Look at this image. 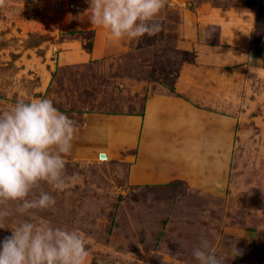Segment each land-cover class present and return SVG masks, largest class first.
Returning <instances> with one entry per match:
<instances>
[{
  "label": "rangeland",
  "instance_id": "374dc122",
  "mask_svg": "<svg viewBox=\"0 0 264 264\" xmlns=\"http://www.w3.org/2000/svg\"><path fill=\"white\" fill-rule=\"evenodd\" d=\"M88 9V0H6L0 7V111L46 98L76 126L87 113H133L145 89L161 84L164 69L174 76L187 63L180 66L175 50L190 51L201 81H211L201 93L204 107L236 121L228 185L219 193L180 183L133 186L127 163L88 160L71 149L64 157L68 188L60 192L41 182L33 194L48 192L56 203L29 214L9 202L0 247L11 228L30 220L82 233L86 264H199L193 249L201 237L218 257H228L225 264H264V0H165L162 31L146 35L144 45L91 25ZM186 23L197 27L199 40L183 32ZM225 23L233 37L228 63L222 49L208 53L221 58L213 65L179 46L222 44ZM72 30H92L94 37L66 35ZM152 71L159 82L150 79ZM233 244L241 252L234 258Z\"/></svg>",
  "mask_w": 264,
  "mask_h": 264
},
{
  "label": "clouds",
  "instance_id": "9594fccd",
  "mask_svg": "<svg viewBox=\"0 0 264 264\" xmlns=\"http://www.w3.org/2000/svg\"><path fill=\"white\" fill-rule=\"evenodd\" d=\"M91 25L107 29L112 38L139 39L162 31L158 17L165 0H88ZM6 0H0V7ZM75 121L53 102L39 98L18 101L0 111V221L12 213L9 202H19L16 212L48 209L56 203L48 192L33 194L41 182L60 192L68 188L65 156L70 154L76 134ZM3 226H0L2 228ZM0 247V264H86L89 252L82 233L52 227L46 222L24 221L11 228ZM231 257L241 252L233 244ZM199 264H225L208 239L201 237L193 249Z\"/></svg>",
  "mask_w": 264,
  "mask_h": 264
},
{
  "label": "crops",
  "instance_id": "0c3cea01",
  "mask_svg": "<svg viewBox=\"0 0 264 264\" xmlns=\"http://www.w3.org/2000/svg\"><path fill=\"white\" fill-rule=\"evenodd\" d=\"M191 25L183 32L194 35L193 41H197V27ZM228 25L221 24L222 44L186 41L179 46L197 50L201 62L213 65L221 58L208 53L222 49L228 63L233 40ZM199 74L196 63H185L175 82L180 96L161 84L153 85L145 89L139 111L85 114L83 123L76 126L72 150L88 160L127 163L128 182L133 186L183 181L189 188L203 192L224 191L235 148L236 121L229 114L204 107L201 93H206L211 81L202 82Z\"/></svg>",
  "mask_w": 264,
  "mask_h": 264
},
{
  "label": "trees",
  "instance_id": "16d2710c",
  "mask_svg": "<svg viewBox=\"0 0 264 264\" xmlns=\"http://www.w3.org/2000/svg\"><path fill=\"white\" fill-rule=\"evenodd\" d=\"M161 24H162V22H161ZM66 35L76 36V37H80V38H83V39H92L94 37V31H92V30H72V31H69L68 33H66ZM146 37L147 36L145 35L144 37L141 38V42H140L141 45L149 44L146 41ZM150 44H154V43H150ZM84 48L86 50H91V45H89V46L88 45H84ZM175 52L182 56V60L180 62V66H182V64H184L185 62L191 63V64L195 63V58L196 57H195V55L192 52H190V51H181V50H175ZM167 64L168 65H172V64L175 65V62L168 61ZM179 71H180V69H177L175 75L172 76L170 71L164 69L163 70L164 74H163V77H162V80H161V85L166 87L171 93L176 94L177 96H180V95L175 91V82H176V80H177V78L179 76ZM150 74H151L150 75V79H152L153 81L159 82L160 77L158 76V73L156 71H152ZM177 183L185 184V182H183V181H172L170 183L163 184V185H147V186L148 187H151V186H153V187H163V186H172V185H175Z\"/></svg>",
  "mask_w": 264,
  "mask_h": 264
}]
</instances>
